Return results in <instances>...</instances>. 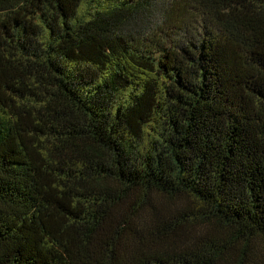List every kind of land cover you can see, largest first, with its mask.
<instances>
[{
    "label": "trees",
    "instance_id": "trees-1",
    "mask_svg": "<svg viewBox=\"0 0 264 264\" xmlns=\"http://www.w3.org/2000/svg\"><path fill=\"white\" fill-rule=\"evenodd\" d=\"M0 264H264V0H0Z\"/></svg>",
    "mask_w": 264,
    "mask_h": 264
},
{
    "label": "rangeland",
    "instance_id": "rangeland-1",
    "mask_svg": "<svg viewBox=\"0 0 264 264\" xmlns=\"http://www.w3.org/2000/svg\"><path fill=\"white\" fill-rule=\"evenodd\" d=\"M158 202H161L163 205H165L167 207H170L176 203V201L172 202V201H167V200H163V199H159V200L155 201L156 204H158Z\"/></svg>",
    "mask_w": 264,
    "mask_h": 264
}]
</instances>
